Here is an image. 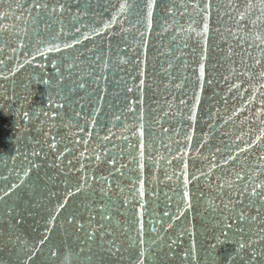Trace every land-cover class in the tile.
I'll use <instances>...</instances> for the list:
<instances>
[{
    "label": "water",
    "instance_id": "obj_1",
    "mask_svg": "<svg viewBox=\"0 0 264 264\" xmlns=\"http://www.w3.org/2000/svg\"><path fill=\"white\" fill-rule=\"evenodd\" d=\"M148 2L0 0V264H264V0Z\"/></svg>",
    "mask_w": 264,
    "mask_h": 264
},
{
    "label": "snow or ice",
    "instance_id": "obj_2",
    "mask_svg": "<svg viewBox=\"0 0 264 264\" xmlns=\"http://www.w3.org/2000/svg\"><path fill=\"white\" fill-rule=\"evenodd\" d=\"M155 4H156V0H149V2H148V4H147V9H148V11H147V26H148L149 28H150L151 25H152L153 8H154ZM42 7H47V6H46V5H43ZM127 7H128V5H127L126 2L120 4V6H119V12H120V13H123V12L127 9ZM205 7H206V8H207V7H211V4L209 3V4H207ZM249 7H251V5H249ZM53 11H55V9H53ZM201 11H203V9H201ZM240 19H241V20L244 19V14H243V13L240 15ZM116 20H117V17L114 15V16L112 17V21L115 22ZM206 21H207V18H205V22H204V24H203V33H202L205 37L207 36L208 30H209V26H208V23H207ZM109 26H110V25H105V28H107V27H109ZM77 31H79V29H77ZM141 35H143V33H142ZM85 39H87V37H85ZM255 39H257V40H261V43H264V39H261V37H260L259 35H257V36L255 37ZM77 42H79V41H77ZM72 46H73V45H71V44H65V48H70V47H72ZM48 51H60V48H58V47H53V48H49ZM257 62L259 63V61H257ZM141 74L143 75V73H141ZM204 75H205V66H204V64H200V65H199L198 82H202V81H203V79H204ZM261 75H264V73H261ZM209 82H210V81H209ZM143 85H144V81L141 80V81H140V86L142 87ZM236 87H239V85H236ZM129 91H131V89H129ZM196 100H197V104H198V103H199V97H198V96L196 97ZM194 118H195V115H194V113H193L192 119H194ZM141 135H143L142 132H141ZM188 139L191 140V137H188ZM52 147L55 148L56 145L53 144ZM140 154H141V156H143V143H141V153H140ZM96 158L99 159L100 157L97 156ZM111 162H112V163H115L114 160L111 161ZM142 167H143V165L141 164V168H142ZM25 175H28V172H27V171L25 172ZM22 183H23V182H22ZM187 183H188L187 178H185V185H187ZM140 184H141V187H140V189H139V194H140V196L142 197V196L144 195L143 181H141ZM12 187L15 188V187H17V186H16V185H13ZM257 187H259V186H257ZM78 191H79V189H78ZM253 194H256V193H255V190H254ZM4 195H5V196L9 195V192H8V191H5ZM69 195H72V193H69ZM182 198H183V200H185V201H189V193H188V192H184V193L182 194ZM190 206H191V205H190V202H189V207H190ZM61 207H63V205H61ZM241 218H243V216H241ZM41 243H44V241L42 240ZM244 247H245L244 244H240V248H241V249H243ZM54 254H55V253H54ZM29 259H31V257H29ZM141 264H142V262H141Z\"/></svg>",
    "mask_w": 264,
    "mask_h": 264
},
{
    "label": "clouds",
    "instance_id": "obj_3",
    "mask_svg": "<svg viewBox=\"0 0 264 264\" xmlns=\"http://www.w3.org/2000/svg\"><path fill=\"white\" fill-rule=\"evenodd\" d=\"M72 259H73V257L71 255V253H66V255H65V264H72Z\"/></svg>",
    "mask_w": 264,
    "mask_h": 264
}]
</instances>
